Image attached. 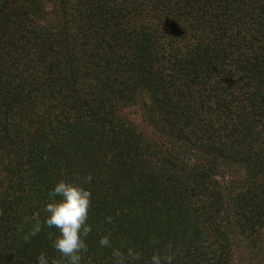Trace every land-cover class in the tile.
<instances>
[{
  "label": "trees",
  "instance_id": "1",
  "mask_svg": "<svg viewBox=\"0 0 264 264\" xmlns=\"http://www.w3.org/2000/svg\"><path fill=\"white\" fill-rule=\"evenodd\" d=\"M61 180L91 192L81 264H261L264 0H0V264H67Z\"/></svg>",
  "mask_w": 264,
  "mask_h": 264
},
{
  "label": "clouds",
  "instance_id": "2",
  "mask_svg": "<svg viewBox=\"0 0 264 264\" xmlns=\"http://www.w3.org/2000/svg\"><path fill=\"white\" fill-rule=\"evenodd\" d=\"M49 201L44 208L47 213L44 224L48 228L58 230L52 247L60 253L67 264H81L83 254L88 251L86 238L92 231L87 223L91 192L79 183L61 180L50 191ZM111 220V216L106 217V222L110 223ZM40 231L41 225L34 224L30 232L24 236L25 242L37 236ZM99 244L101 247H108L110 241L103 237ZM113 255L117 258L116 264H124V257L119 251H114ZM37 264H50L46 254L41 253L37 257ZM151 264H171V261H165L160 255L155 254L151 257Z\"/></svg>",
  "mask_w": 264,
  "mask_h": 264
},
{
  "label": "rangeland",
  "instance_id": "3",
  "mask_svg": "<svg viewBox=\"0 0 264 264\" xmlns=\"http://www.w3.org/2000/svg\"><path fill=\"white\" fill-rule=\"evenodd\" d=\"M145 99L138 98L135 103H133L130 107L123 109L120 114L121 116L130 122L137 130L143 134L145 138L150 141H158L155 133L148 127L145 118H144V109H145ZM231 172V173H230ZM221 170L220 175L218 176V180L221 184H224L225 181H230V179L237 180L240 177V173L237 170ZM226 175H229L226 179ZM261 245L260 249L257 251V254L261 255L262 263L264 264V232L261 235ZM241 244H238L236 250L234 251V264H253L250 261V255L244 249V246L241 247ZM250 263H249V262Z\"/></svg>",
  "mask_w": 264,
  "mask_h": 264
}]
</instances>
